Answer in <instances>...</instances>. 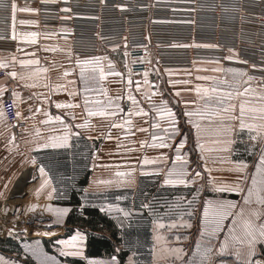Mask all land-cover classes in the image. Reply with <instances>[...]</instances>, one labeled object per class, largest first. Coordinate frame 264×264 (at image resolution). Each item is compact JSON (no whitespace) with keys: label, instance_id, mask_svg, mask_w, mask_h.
I'll use <instances>...</instances> for the list:
<instances>
[{"label":"crops","instance_id":"crops-1","mask_svg":"<svg viewBox=\"0 0 264 264\" xmlns=\"http://www.w3.org/2000/svg\"><path fill=\"white\" fill-rule=\"evenodd\" d=\"M43 1L52 2V0H15L18 6L15 19V39H13L11 12L9 9L0 7V36L6 34L16 45L13 50L0 49V69L5 72V76L0 79V88L5 89L4 93L0 95V113H3V115L0 116V203L8 198L19 195H27L30 198H37L40 200L47 199L48 192L51 191L50 188L43 190L39 196L36 194V189H38L42 183V178L38 172V164L46 165V163H48L47 156L50 151L60 153L59 151L64 149H77L80 147L79 138L81 137L88 139L92 147L97 144V147L94 148L90 155L91 174L86 187L88 191L101 193L120 188H139L141 179L145 176L143 173H153L156 166H169L173 164V161L176 163V153L173 150L148 146L152 143V134L163 136L165 134L164 130L168 127L167 117H162L157 109L163 108V101L165 100L169 101V106L171 107H173V104L175 106L176 101L179 100V106L184 110L196 109L197 104H190L189 107L185 109L184 101H197L198 96L195 91L196 85L200 84L203 87H208L211 81H202L197 79L198 77L189 79L190 84L187 87H191L193 91L186 92L183 91L186 87L185 85L176 84L173 86L169 81H182L188 79L184 78L177 80L176 78L169 77L167 84L170 86V91L168 90V92H171L173 96L172 101L168 99L170 97H166L161 89L152 87V85L156 86L157 83L153 81L151 76L147 77L148 84L145 85V77L143 76L140 78V85L144 87L149 85L150 88H144L142 94H140L141 99L137 101L139 102L138 106L144 108V110L148 112L147 117L136 115L125 116L124 119L131 120V125L124 123V121L119 118H106L100 116L89 117L87 110L83 107L85 96L92 101L97 99L106 101L108 97H114L112 88L113 77L112 75H106V78L100 81L99 71L97 70V79L95 81H89L87 85L92 91L85 93L81 91L85 85L79 78L80 67L76 64V59L77 57L80 59L94 56L103 57L102 55L106 52L111 53L114 50L122 51L123 49L101 48L97 55L81 56L76 54L72 44L73 37L71 28L67 26L49 25L41 22L39 16V3ZM4 3L9 4L10 0H4ZM20 8H32L36 9V11L22 12L19 10ZM246 10L242 12L247 13L244 16V20H251V23H255L258 32L256 33L253 29L243 30L247 31V33L242 35L243 41H241L240 47L232 49L233 52L231 54L234 56V59L231 61L225 59V57L230 54L228 50L224 58L200 59L203 65H199L198 62L201 61L197 60L192 68L197 65V70L200 69L206 74H213L214 72H211L210 69L215 67L247 69V79L248 77L253 78L248 84L250 83L249 85L254 90L253 94L258 95L256 97H260V91L264 90V12H259L257 9L250 8L249 6ZM21 20L29 21L30 23L21 24ZM32 32L37 33V35L35 37L27 35ZM216 45H218L217 48H220L219 43ZM244 47H251L257 51L259 54L257 62H260L261 66L248 62L249 68L240 66L244 61L242 59V48ZM22 60L34 61V63L21 64L20 62ZM213 60H218L219 64L203 62ZM101 64L105 73H112L110 71L112 67L110 60L106 58L101 61ZM130 64L131 60L129 63V71L132 72ZM4 65H6V67ZM45 69L47 71H45ZM164 69L170 70L171 68ZM13 72L16 73L15 77L11 75ZM147 72L150 73V70ZM65 73H67V75H65ZM219 77L223 78L222 76ZM70 81L74 83H70ZM101 88L104 89L107 95L101 92ZM176 91H181L180 97L175 96ZM72 92H74L75 95H70ZM145 94L151 97V104L148 99L145 98ZM121 96L122 95H120V97ZM6 98H10L14 101L17 112L21 114L19 117L27 122L26 128L22 130L19 136H16L14 125L8 120L3 110L2 102ZM58 102L79 106L74 108H57L56 103ZM131 106L130 104V107ZM200 107L202 108L203 105ZM37 109H40V111H36ZM173 110L176 111L174 108ZM127 112L128 110L124 111V113ZM71 113L75 114V119H73ZM234 114H239V107H235ZM121 115L123 116L124 114ZM57 116L62 117L64 123L72 125L73 135L68 142L69 146L57 149L38 148L37 145L46 142L49 136L63 134L64 128L61 123L55 119ZM49 117L52 119H49ZM44 121L48 122L43 123ZM85 121H87L85 127H76L77 124H84ZM153 123H158L160 127L152 128L151 125ZM201 123L202 131L200 133V138L205 150L201 153L199 148L196 149L199 161L203 166H206V172L211 176L214 177L215 174L218 179L224 181L236 180L239 174L232 169L235 168L236 162L238 161L234 159V144L236 132L241 129L238 126L239 121L230 122L234 127L231 136L233 142L230 150L227 152L218 151L221 147L220 142L226 138L221 134L219 121L206 120ZM259 123H261V121ZM186 125L188 128L191 127L187 123ZM137 128H147L149 130L147 132H141L137 131ZM77 132L79 133L78 136L75 135ZM194 132L195 130L193 129V133ZM178 139L179 138H177V140ZM144 141L147 143L142 146L141 142ZM170 142L175 144L177 141L173 140ZM188 145L189 146L186 144L185 149L182 151L183 154L188 151V156L185 158L189 161L188 165H190L193 164V155L192 151H190L192 145ZM161 153L165 154L166 162L140 164V161H142L145 156L149 159H156L160 157ZM94 156L96 157L95 160L93 159ZM201 156H203V159H201ZM33 158L37 160L38 164L31 163ZM131 168H135L136 171L134 173L130 172ZM209 169L211 170L210 172L208 171ZM46 171L48 172L52 187L56 188L47 167ZM121 172L129 173V175L134 178L133 182L118 185L116 181L127 179V177L118 176V173ZM100 181H113V183L104 184L99 183ZM53 196L54 198L56 197V192ZM23 245L24 253L29 255L36 264V258L32 255L30 250L26 251V248L31 249L38 246L44 253L56 257V259L60 261V251H58L59 256L50 253L43 239L25 240ZM86 245L87 238L83 240L81 244L84 257H86L87 260H96L107 264L111 257L88 258L86 256ZM63 247L64 245H60V248ZM84 257L79 258L84 259L87 264V260ZM0 258H2L5 264H13L14 261H18L19 264H25L23 259L1 250ZM60 262L61 264H73L69 262Z\"/></svg>","mask_w":264,"mask_h":264},{"label":"snow or ice","instance_id":"snow-or-ice-1","mask_svg":"<svg viewBox=\"0 0 264 264\" xmlns=\"http://www.w3.org/2000/svg\"><path fill=\"white\" fill-rule=\"evenodd\" d=\"M55 2V0H52ZM67 2V0H65ZM105 0H101L103 4ZM0 7L5 9H9L11 12V17L13 21V39H15V19L17 12V4L15 0H10L9 4H5L4 0H0ZM117 7L123 9L124 5H117ZM22 12H31L36 11V9L32 8H20ZM65 12H71L70 8L62 9ZM70 19V17H67ZM21 24L30 23L29 21H20ZM28 36L35 37L37 33L32 32L28 33ZM201 45H197L200 47ZM206 48H217L218 45L215 44H206L202 45ZM119 47V46H117ZM230 54L225 57V59L231 61L234 59V56L231 54L233 52L232 49H229ZM128 55L127 52L124 53L126 57ZM106 59V57L94 56L89 58L80 59L77 57L76 64L79 65V78L81 82L85 85V87L81 90L85 93L91 92L92 89L87 87L89 81H95L97 79L96 73L99 71V80L103 81L106 78V75H117L120 73H105L104 68L101 64V61ZM21 64H31L34 61H24L20 62ZM209 63L219 64L218 60L209 61ZM243 63H247L243 61ZM6 67V65H4ZM125 68H127V63H125ZM90 69V73H89ZM45 71H47L45 69ZM211 72L214 73H223L225 77L221 78L219 76L210 75V76H201L197 79L202 81H211V84L208 87H203L200 84L196 85L195 91L198 96L197 101H184L185 109L189 107L190 104H197V108L194 110H184L181 109L179 113L173 110V107L169 106V101H163V108L157 109L162 117H167L168 127L164 130L165 134L163 136H157L156 134H152L151 140L152 143L149 144V147L152 148H167L173 150L176 153L175 160L183 161V165L177 169L175 167V161H173V167L168 169L166 173V178L163 183L165 185H189L196 184V181L201 178V172L196 169L192 170V175L189 179H185L184 177L188 176L187 165L189 161L185 158L187 153L184 156H181V150L185 149V145L188 143L189 138L191 137L193 140V146L190 151L195 152L197 148L201 150V153L204 152V145L201 142L200 133L202 131V121L206 120H218L220 123V131L221 134L226 138L220 142L221 147L218 151L227 152L230 150L232 145V133L234 131L233 125L230 123L231 121H239V128H248L250 132H255L254 135H250V140H258L259 141V153H258V161L254 163L253 167L255 171L249 170V164L244 160H239L236 162L235 168L232 169L237 172L239 175L236 180L231 184H220L217 185L215 183V178H209L208 186L212 191L215 198L203 199L200 203V208L202 209V214L197 212L192 206L197 202L198 193L202 189L201 185H197L196 191L192 193V199L187 201L188 208L191 211H188L186 214L188 217H192L194 214L199 217L201 228L200 235L201 237L207 236V240L202 244L200 240L196 242V251L192 253V258L185 260L183 258V249H173V251L177 255V259H180L181 264H217V257H231L232 264H264V259L258 257H264V252H260L257 249V244H264V95L259 97V107H248L245 102H241L239 106V114L235 115V104L232 103L236 96H244L247 94L253 93V89L249 85L244 88L243 92L239 91V88L242 84H248L252 77H248V80H244L243 78L247 75V73L240 68H224V67H215L210 69ZM171 75V73H169ZM13 77L16 76V73H11ZM67 75V73H65ZM131 72H129V77H131ZM144 84H148V72L145 71L143 73ZM70 83H74L71 82ZM133 83L132 79H128V85L131 86ZM170 84L175 86L176 84H183L186 87L183 91L192 92L193 89L191 87H187L190 84L189 80L182 81H169ZM63 87V86H58ZM5 89L0 88V95L4 93ZM136 92L141 91V85L139 82L136 83ZM101 92H104L105 95L107 93L101 88ZM70 95H75L74 92L70 93ZM99 95V93H98ZM176 97L181 96V91H176ZM145 98L148 99L149 103H152L151 97L145 94ZM126 99L132 102V106L128 108V112L124 113V109L121 107V97H108L106 101L104 100H90L87 96H85L83 100V107L87 110V114L89 117L92 116H100L106 118H119L131 125L130 119H124L125 116H148V112L144 110V108L139 107V102L136 97L129 92L127 94ZM180 103L179 100L176 101V105L178 106ZM202 103L203 107H200ZM79 105H68L63 103H56L57 108L62 107H78ZM36 111H40L37 109ZM121 114H124L123 116ZM3 113H0L2 116ZM17 117L21 114L19 112L16 113ZM73 119H75V114L71 113ZM249 116L252 119H258L261 121L259 124H250L245 121V117ZM198 118V119H196ZM49 119H52L49 117ZM57 121L61 123L64 128V132L61 135H52L48 137V140L44 143H40L37 145L38 148H66L69 146L68 142L72 138V125L64 123L62 117H55ZM184 120L185 123L190 125L191 127L188 130L182 131L180 127V121ZM48 121H44L43 123H47ZM87 125V121L84 124H77V128L85 127ZM118 126V125H113ZM152 128H159L160 125L158 123H153L151 125ZM193 129L195 132L193 133ZM149 129L147 128H137V131L147 132ZM75 135H79L77 132ZM177 138H179L177 140ZM176 140L177 142L174 144L170 141ZM147 143L146 141L141 142L143 144ZM95 160L96 157L94 156ZM203 159V156H201ZM159 162H166V157L164 153H161L160 157L156 159H149L147 156L140 161V164H156ZM31 163L38 164L35 158L32 159ZM95 167V165H94ZM136 171L135 168H131L130 172L134 173ZM211 171L210 169L208 170ZM38 172L40 177L42 178V183L39 188L36 189V194L39 196L43 190L46 188H50L51 191L48 192V199L51 200L53 194L56 192V188L52 187L51 180L48 177V172L46 171V165L38 164ZM155 174H160L161 169L156 168L153 170ZM144 175H148L150 173H143ZM175 175L176 178H171ZM120 177H127V179H121L116 181L118 185H122L124 183H132L134 178L129 175V173H118ZM99 183L104 184H112L113 181H100ZM231 192L241 194V201L237 202L231 199L220 198V194ZM37 205H32L30 210H33ZM141 209H149L150 214L155 215L152 209V205L149 203L141 202ZM111 206H109L110 210ZM45 210L54 211L57 220L55 223L63 224L64 218L69 214L70 209L67 207L63 208H55L53 209L52 205L49 204L46 206ZM102 212L105 211L104 208L100 209ZM123 212V216L128 218L132 215V212L125 211L120 209ZM184 213H181V218H183ZM227 222V223H226ZM122 223V222H121ZM156 227L163 228L164 225L158 222V219L154 220ZM52 225H48L51 227ZM182 227L191 228L192 224L188 221H183ZM170 228L177 227L176 223H171L169 225ZM26 231V229H25ZM14 232L12 230L9 231V235H13ZM221 234L223 235V240H220ZM44 235H51V233H44ZM84 238V234L79 231V229L75 230V234L72 235L67 240H59L58 244L64 245L63 248L60 249L59 255L62 257H72L79 258L84 257V252L81 247V241ZM160 239V237H157ZM177 239H180L177 236ZM215 241H219V247L216 248ZM30 250L32 255L36 258L37 264H61L60 261L56 259V257L49 256L42 251L38 246L36 248L28 249ZM119 249H117V252ZM86 260L87 258L84 257ZM0 264H5V262L0 258ZM13 264H19L18 261H14ZM27 264V262H26ZM87 264H104V262L96 261V260H87ZM107 264H118V258L116 255H113L110 258V261ZM129 264H133L131 259L129 260ZM219 264H227L225 259H220Z\"/></svg>","mask_w":264,"mask_h":264},{"label":"rangeland","instance_id":"rangeland-1","mask_svg":"<svg viewBox=\"0 0 264 264\" xmlns=\"http://www.w3.org/2000/svg\"><path fill=\"white\" fill-rule=\"evenodd\" d=\"M197 29H199V24H197ZM185 44L184 41L177 42V45ZM248 50L242 52L243 60L250 63L261 66L260 62H256L252 60L255 54L249 53L250 51L256 52L255 49L251 47ZM125 51L114 50L111 53L106 52L102 56L106 57L107 60H110L112 63L111 72L112 73H120L119 76L112 75V88L114 97L121 96V107L124 111H127L132 105L131 101L126 99L127 94L131 92L132 95L136 97L137 100L141 99L140 94H142V90L145 88H150V86H142L141 91L136 92V83L140 81V78L143 77V74H133L131 72V77H129V63L130 59L128 56H124ZM256 56V55H255ZM264 57V56H263ZM261 57V58H263ZM262 60V59H261ZM201 61V60H199ZM209 62V61H203ZM125 63H128V68H125ZM248 63H241L240 66L243 68H249ZM199 65H203L202 61L198 62ZM197 66V65H196ZM196 66L192 69L186 68H171L170 70H163L159 67H153L148 72V76L152 77L153 81H156L157 85H152L153 88L161 89L166 97H170L173 101L172 93L168 92L170 86L167 84V80L169 77L176 78L177 80L181 79H192L195 77L201 76H222L225 77L223 73H204L202 70H197ZM159 68V69H156ZM225 68V67H224ZM229 68V67H227ZM232 68V67H231ZM244 70V69H243ZM248 71L247 69L244 70ZM171 73V75L169 74ZM247 73V72H246ZM131 78L133 83L131 86L128 85V79ZM139 79V80H137ZM247 79V75L243 78ZM142 80V79H141ZM250 84V83H249ZM249 84H242L239 88L240 92H243L244 88L248 87ZM170 91V90H169ZM260 95H264V90L260 91ZM253 93L247 94L244 96H236L232 103L235 104L236 107L240 106L241 102H245L248 107H259V97H256ZM198 100V98H197ZM175 102V101H174ZM202 106V103L200 104ZM173 108L177 113L180 112L181 108L179 105L177 106L173 104ZM245 121L251 124H258L260 121L258 119H252L250 117H245ZM257 121V122H255ZM185 121L182 119L180 121V127L182 131H187L188 126L186 127ZM255 132H250V129L241 128L236 132L235 144H234V159L235 160H244L249 164V170L255 171L253 165L258 161V153H259V141L250 140V135H254ZM190 142V143H189ZM193 146V140L190 137L187 143ZM86 143L81 145V147H85ZM96 146V145H95ZM94 146V148H95ZM93 148V149H94ZM63 152H69V149H64ZM184 150V149H183ZM62 151V150H60ZM88 150H81V156L87 154ZM197 152H192L193 155V164L187 165L189 175L184 177L185 179H189L192 175V170L196 169L201 172V178L196 181V184L185 185H165L163 183L166 178V173L168 169L173 167V164L169 166H156V168H160V174L150 173L142 177L139 188H120L109 190L101 193H95L88 191L86 187L82 189V193L80 195L83 205H96L100 208H104L106 213L110 214L117 222L122 233V238L124 242H130V235L132 234L135 224L133 222L144 223L143 226H149L147 233H139L138 236L134 235V250L128 256L125 264H129V260L133 262V264H181L180 259H177V255L171 251L173 249H183V258L185 260L192 258V253L196 251V242L200 240L202 244L207 240V236L201 237L200 235V220L197 215H193L192 217L187 216V212L191 211L188 208L187 201L192 199V193L196 191L197 185H201L202 189L198 193L197 202L192 206L197 212L202 214V209L200 208V203L203 199L215 198L212 191L210 190L208 183L209 178H215V183L217 185L220 184H231L234 181H224L222 179H218L215 174L214 177L207 173L206 166H203L199 161V156L197 157ZM58 155V154H57ZM183 156V151L180 153ZM88 156V155H86ZM85 156V158H86ZM188 156V151H187ZM83 158V157H81ZM88 160V158H87ZM84 168L87 167V164H83ZM91 165V164H90ZM183 165V161H176L175 167L179 169ZM58 168V167H57ZM55 169V168H54ZM58 176V182H60L61 189L63 190L68 188L70 185L67 182H64L67 179H63V171L54 170ZM58 171V172H57ZM62 178V179H61ZM171 178H176L175 175ZM63 180V181H62ZM65 183V184H64ZM66 197V194H64ZM63 196V194L61 195ZM220 198L231 199L237 202L241 201V194L226 192L220 194ZM64 200H66L64 198ZM141 202L149 203L152 205L153 212L155 215L150 214L149 209H141ZM51 204L53 209L55 208H63L67 207L71 211L70 206H65L56 203V197L52 196L51 200L47 199H37L30 198L27 195H19L6 199L5 201L0 203V239L11 238L13 243L15 244H6L4 245L5 250H8L9 254H12L18 258L23 259L24 263L26 260L32 259L29 255L24 253V245L23 242L25 240H37V239H49L50 247L52 248V254L58 255V251H60V245L57 243L59 240H67L72 235L67 237H61L53 241L52 238H56L57 236H62L67 232L66 229V218H64L63 224L55 223L57 217L54 211L45 210L46 206ZM32 205H37L33 210H30ZM109 206H111L109 210ZM123 209L125 211L132 212V215L128 218L123 216V212L120 211ZM70 213V212H69ZM181 213H184L183 218H181ZM158 219L159 223L164 225L163 228L156 227L154 220ZM188 221L192 224L191 228L182 227L183 221ZM122 222V223H121ZM171 223H176L177 227L170 228L169 225ZM227 223V222H226ZM52 225L48 227V225ZM146 224V225H145ZM142 226V225H141ZM147 228V227H146ZM26 229V231H25ZM12 230L14 232L13 235H9V231ZM84 234L83 240H86L87 236L84 231L79 230ZM44 233H51V235H44ZM177 236L180 239H177ZM160 237V239H157ZM83 240L80 242L83 243ZM220 240H223V235L221 234ZM18 246L21 250H18L16 247ZM216 248L219 247V241H215ZM123 246H119V250L122 249ZM257 249L260 252H264V244H257ZM2 251V249L0 248ZM5 252V251H3ZM59 256V255H58ZM60 261H62V256H59ZM118 258V257H117ZM264 259V257H258ZM220 259H225L227 264H232L231 257H217L216 261L219 264ZM110 261V260H109ZM119 261V259H118ZM63 262V261H62ZM68 262V261H64ZM70 263V262H69ZM26 264V263H25ZM119 264V263H118Z\"/></svg>","mask_w":264,"mask_h":264},{"label":"built area","instance_id":"built-area-1","mask_svg":"<svg viewBox=\"0 0 264 264\" xmlns=\"http://www.w3.org/2000/svg\"><path fill=\"white\" fill-rule=\"evenodd\" d=\"M248 6L264 12V0H105L103 4L101 0H61L40 2L39 16L42 23L72 29L76 54L122 48L131 60V71L142 74L153 67L192 68L200 59L224 58L229 49L240 47L247 33L244 29L258 32L255 23L244 20L247 13L242 12ZM65 8L71 12L62 11ZM179 41L185 44L177 45ZM217 43L220 48L202 46ZM15 47L9 36H0V49ZM249 53L256 55L252 60L257 62V51ZM4 76L0 69V79ZM2 107L19 136L27 122L17 117L12 99H4Z\"/></svg>","mask_w":264,"mask_h":264},{"label":"trees","instance_id":"trees-1","mask_svg":"<svg viewBox=\"0 0 264 264\" xmlns=\"http://www.w3.org/2000/svg\"><path fill=\"white\" fill-rule=\"evenodd\" d=\"M84 142L86 143L85 147H81ZM79 144L80 147L77 149L70 148V150H68L69 152H63L65 150H62L59 151L60 153L50 151L47 156L48 163H46V167L49 169L56 186V203L72 208L66 218L67 232L62 236H57L52 239L54 241L61 237H68L74 233L76 229L82 230L87 235L86 256L88 258H110L116 255L119 259V264H125L128 256L135 247L134 235L138 236L141 232L147 233L149 226H143V222H133L132 225L136 223V226H134L135 228L131 231L130 242H124L122 238L123 231L110 214L104 211L102 212L99 206L92 204L83 205L80 195L82 189L86 187L89 182L91 174L90 155L94 147L89 144V140L85 137L79 138ZM95 145V147H97V144ZM84 149L88 150L87 154H85V156L88 155L86 158L84 155H80L81 150ZM85 163L87 164L86 168H84L83 165ZM56 169L61 172L63 171V179H67L64 182L70 184L68 188L61 189L60 182H58L60 173L56 174V171H54ZM62 194L63 196H61ZM64 194H66V197ZM64 198L66 200H64ZM43 240L48 251L53 252L49 245L51 240L46 238ZM12 243L13 240H11V238L0 239V248L2 251L9 252L5 250L4 245ZM121 245L123 248L117 252V249H119ZM16 247L18 250H21L18 244ZM62 261H68L73 264H86V261L80 258L62 257ZM26 262L27 264H36L32 259H28Z\"/></svg>","mask_w":264,"mask_h":264}]
</instances>
